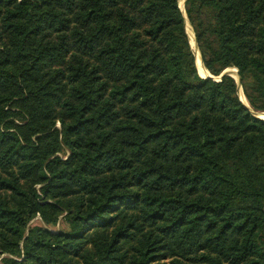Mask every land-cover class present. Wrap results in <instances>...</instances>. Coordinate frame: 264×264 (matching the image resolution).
Returning <instances> with one entry per match:
<instances>
[{"label": "trees", "instance_id": "1", "mask_svg": "<svg viewBox=\"0 0 264 264\" xmlns=\"http://www.w3.org/2000/svg\"><path fill=\"white\" fill-rule=\"evenodd\" d=\"M185 8L264 112V0ZM0 264H264V120L179 0H0Z\"/></svg>", "mask_w": 264, "mask_h": 264}, {"label": "rangeland", "instance_id": "2", "mask_svg": "<svg viewBox=\"0 0 264 264\" xmlns=\"http://www.w3.org/2000/svg\"><path fill=\"white\" fill-rule=\"evenodd\" d=\"M182 1L181 0H179V6H180V8H181V10H182V12H183V14H184V16H185V19H186V32H187V35H188V37H189V41H190V44H191V48H192V50H193V53H194V55H195V58H196V65H197V70H198V73L200 74V69H199V67H200V64L203 66V68H204V70L206 71V74H207V76L209 75V73H208V71L206 70V68H205V66H204V62L202 63V60H201V58H202V55H200L201 54V50H200V47H199V45H198V42H197V40H196V34H195V30H194V27H193V25L191 24V22H190V20H189V18H188V16H187V13H186V8H185V0L181 3ZM192 38L194 39V41H195V45H193L192 44ZM237 70L238 69H236V68H233V67H230V74H231V76H232V72H234V71H236L237 72ZM211 74V73H210ZM238 74V73H237ZM200 76H202L201 74H200ZM207 76H202V77H207ZM211 76H213V79L214 80H216V79H218V76H214V75H212L211 74ZM235 78V77H234ZM236 79V78H235ZM237 80H239V76H238V79ZM217 81V80H216ZM238 96H239V98L246 104V105H248L249 107H250V105H249V103H248V100L246 99V96H245V93H244V87H243V84H242V82H239L238 83ZM243 98L245 99V101L243 100ZM251 108V107H250ZM253 110V109H252ZM257 113H259L258 111H256ZM39 219L40 218H37V219H35L31 224L32 225H39L40 224V222H39ZM61 223V222H60ZM62 227H64L63 225H62Z\"/></svg>", "mask_w": 264, "mask_h": 264}, {"label": "water", "instance_id": "3", "mask_svg": "<svg viewBox=\"0 0 264 264\" xmlns=\"http://www.w3.org/2000/svg\"><path fill=\"white\" fill-rule=\"evenodd\" d=\"M186 1L187 0H185V3H186ZM201 55V54H200ZM201 60H202V58H201ZM202 63H203V60H202ZM204 64V63H203ZM207 70V69H206ZM208 71V70H207ZM208 73H209V71H208ZM237 73H238V76H239V72H238V70H237ZM200 75V74H199ZM224 76H230V77H232V78H234L233 76H231V74H230V68H228V69H226V70H224V72L221 74V76H219L218 77V79H216L217 81H221V79L224 77ZM202 77V76H201ZM202 78H213V76H211V74L209 73V75L207 76V77H202ZM235 79V78H234ZM236 80V82H237V84L239 83V82H241V77L239 76V80H237V79H235ZM241 100V99H240ZM241 102L253 113V115L254 116H256V117H258L259 119H262V120H264V112H259V113H257V112H255V111H253L248 105H246L242 100H241Z\"/></svg>", "mask_w": 264, "mask_h": 264}, {"label": "bare ground", "instance_id": "4", "mask_svg": "<svg viewBox=\"0 0 264 264\" xmlns=\"http://www.w3.org/2000/svg\"><path fill=\"white\" fill-rule=\"evenodd\" d=\"M181 1L183 2L184 0H181ZM182 2H181V3H182ZM192 44L195 45V41H194L193 38H192ZM199 69H200V74H201L202 76H207L206 71L204 70V68H203V66H202L201 64H200ZM232 76L235 77L236 79H238V74H237L236 71L232 72ZM243 100L245 101L244 98H243Z\"/></svg>", "mask_w": 264, "mask_h": 264}]
</instances>
